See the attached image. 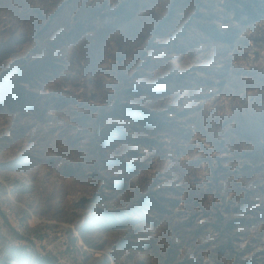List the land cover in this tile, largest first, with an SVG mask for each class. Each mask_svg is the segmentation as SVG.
Returning a JSON list of instances; mask_svg holds the SVG:
<instances>
[{
  "label": "rangeland",
  "instance_id": "obj_1",
  "mask_svg": "<svg viewBox=\"0 0 264 264\" xmlns=\"http://www.w3.org/2000/svg\"><path fill=\"white\" fill-rule=\"evenodd\" d=\"M248 1L0 0V78L41 72L29 106L0 110V264L20 245L27 264H264V1ZM103 210L123 226L82 237Z\"/></svg>",
  "mask_w": 264,
  "mask_h": 264
},
{
  "label": "trees",
  "instance_id": "obj_2",
  "mask_svg": "<svg viewBox=\"0 0 264 264\" xmlns=\"http://www.w3.org/2000/svg\"><path fill=\"white\" fill-rule=\"evenodd\" d=\"M264 1V0H263ZM235 7L242 6V11L247 13L249 16L253 15V6L255 3L250 2L248 0H234ZM239 17V16H238ZM227 39H230L227 37ZM33 70L28 69L23 71L20 74L15 75V79L12 81H5L3 78H0V110H6L9 113H15L18 110H22L30 105L33 100L34 93L32 91H25L22 83L29 84L35 76H38L40 73L32 74ZM129 106V105H125ZM126 116H134L136 115L135 110L129 106L127 109L124 107L122 110ZM115 113H119L118 111ZM139 120L143 122H149L151 120V116L146 112H141L137 114ZM109 132L111 133L112 131ZM104 138L106 141L110 139H114L107 130L103 131ZM141 201L146 204H150L152 207H156L157 201L153 197L142 198ZM119 215L115 214V212L111 210H103L101 211V216L97 217L93 223L85 224L83 227L79 228L80 234L85 238L87 229L93 227V225L97 226V228L102 230H110L122 227L121 221L123 219H119ZM233 224L230 225V229L234 228ZM13 254L9 255V260L16 261L18 260L19 264H27L30 255L27 253L28 248L25 245H20L17 248L12 249ZM37 259L40 261V264H61L59 259L55 256H52L50 253L37 255Z\"/></svg>",
  "mask_w": 264,
  "mask_h": 264
}]
</instances>
